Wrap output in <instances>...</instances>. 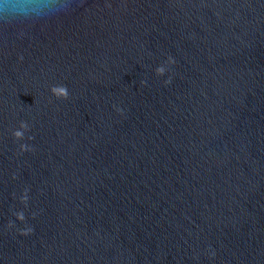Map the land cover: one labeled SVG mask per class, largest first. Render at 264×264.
Listing matches in <instances>:
<instances>
[{
	"label": "water",
	"instance_id": "1",
	"mask_svg": "<svg viewBox=\"0 0 264 264\" xmlns=\"http://www.w3.org/2000/svg\"><path fill=\"white\" fill-rule=\"evenodd\" d=\"M0 264H264V0L0 21Z\"/></svg>",
	"mask_w": 264,
	"mask_h": 264
},
{
	"label": "clouds",
	"instance_id": "2",
	"mask_svg": "<svg viewBox=\"0 0 264 264\" xmlns=\"http://www.w3.org/2000/svg\"><path fill=\"white\" fill-rule=\"evenodd\" d=\"M68 6L69 0H0V21L50 18Z\"/></svg>",
	"mask_w": 264,
	"mask_h": 264
}]
</instances>
